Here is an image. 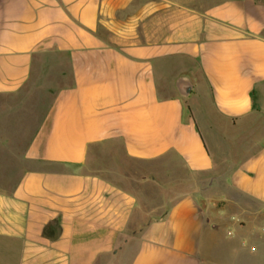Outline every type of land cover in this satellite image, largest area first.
Masks as SVG:
<instances>
[{
  "label": "crops",
  "instance_id": "crops-1",
  "mask_svg": "<svg viewBox=\"0 0 264 264\" xmlns=\"http://www.w3.org/2000/svg\"><path fill=\"white\" fill-rule=\"evenodd\" d=\"M0 264H264V0H0Z\"/></svg>",
  "mask_w": 264,
  "mask_h": 264
},
{
  "label": "rangeland",
  "instance_id": "rangeland-1",
  "mask_svg": "<svg viewBox=\"0 0 264 264\" xmlns=\"http://www.w3.org/2000/svg\"><path fill=\"white\" fill-rule=\"evenodd\" d=\"M162 179H163V177H162ZM172 183L173 184L170 185V189L171 190L169 192H167V188H168L169 185L163 184V187H162L163 188V192L155 193L156 194L155 195L156 199H157V196H160V195H162V196H173L175 193L180 192V190H182V188H183L182 185L175 184V182H172ZM164 189H165V191H164Z\"/></svg>",
  "mask_w": 264,
  "mask_h": 264
},
{
  "label": "water",
  "instance_id": "water-1",
  "mask_svg": "<svg viewBox=\"0 0 264 264\" xmlns=\"http://www.w3.org/2000/svg\"><path fill=\"white\" fill-rule=\"evenodd\" d=\"M177 88L181 94L186 95L190 92L191 85L186 79L182 78L178 80Z\"/></svg>",
  "mask_w": 264,
  "mask_h": 264
}]
</instances>
